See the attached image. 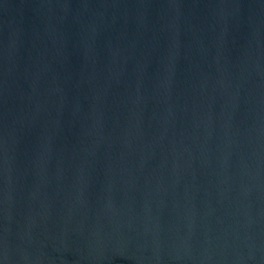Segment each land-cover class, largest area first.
Returning a JSON list of instances; mask_svg holds the SVG:
<instances>
[{"label":"water","instance_id":"1","mask_svg":"<svg viewBox=\"0 0 264 264\" xmlns=\"http://www.w3.org/2000/svg\"><path fill=\"white\" fill-rule=\"evenodd\" d=\"M0 264H264V0H0Z\"/></svg>","mask_w":264,"mask_h":264}]
</instances>
